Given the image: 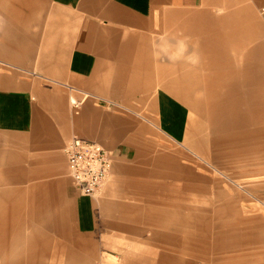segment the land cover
<instances>
[{
	"label": "crops",
	"instance_id": "obj_1",
	"mask_svg": "<svg viewBox=\"0 0 264 264\" xmlns=\"http://www.w3.org/2000/svg\"><path fill=\"white\" fill-rule=\"evenodd\" d=\"M241 26L248 27L244 32L264 31V0H0V193L14 190L23 199L34 191V204L39 210L46 206L43 214L50 210L51 220L62 212L60 220L82 234L92 230L94 202L78 191L64 152L75 136L114 156L115 181L99 193L105 203L122 197L116 192L120 185L137 190L148 184L154 166L184 180L183 166L167 152L153 161L159 146L153 142L150 116L173 142H185L186 106L176 96L192 103L194 87L187 91L182 85L194 82L188 77H195V51L204 52V61L218 60V66L226 57L235 65L264 63V39H246L255 42L245 44L247 53ZM206 89L229 92L218 84ZM237 93L238 106L229 111L238 115L222 123L215 142L226 147L224 154L214 155L219 162L257 155L264 138L260 90ZM210 119L215 124L213 115ZM192 189L210 191L207 185ZM5 199L0 196L1 209L10 204ZM215 202L222 206L185 216L153 205L146 219L163 230L194 229L185 235L190 254L197 255L193 259L208 261L248 247L253 236L239 240L243 218L234 200L223 201L218 194ZM244 218L246 224L245 213ZM16 219L14 212L8 220L0 216V264H34L16 234ZM9 221L10 241L5 233ZM224 264L259 261L232 255Z\"/></svg>",
	"mask_w": 264,
	"mask_h": 264
},
{
	"label": "rangeland",
	"instance_id": "obj_2",
	"mask_svg": "<svg viewBox=\"0 0 264 264\" xmlns=\"http://www.w3.org/2000/svg\"><path fill=\"white\" fill-rule=\"evenodd\" d=\"M256 18L257 24L261 27V16L257 14ZM241 28L240 35L244 37L241 35L240 39L244 46L255 43L246 39L257 41L264 39L263 30L244 32L248 27L241 26ZM245 48L248 53L247 49L250 47L245 46ZM195 55V77L192 79L188 77L194 82L182 85L187 91L189 87L191 89L194 87L190 94L193 104L181 96H176L186 106L187 140L176 144L173 142L172 134L160 131L157 118L150 116L154 125L153 142L158 143L159 146L154 157L152 156L153 161L167 152L181 167L183 166L184 174L181 175L184 180L176 181L175 172H161L154 166L155 170L148 184L143 183L144 186L140 184L137 190L131 189L129 185H120L119 190L116 189L118 195L121 193L122 196L119 199L105 203L100 198V194L96 197H88L94 202L92 208L94 228L84 234L73 223L60 220L59 217L62 218L64 215L61 214L62 212L56 214L59 217L55 220H51L50 210L48 214H43V206L39 210L34 204V191L30 192L31 197L26 195L25 198L23 194V199L19 197L21 193L14 190L3 195L0 193L1 197L9 198L6 202L10 203L7 208H0V216L8 220L11 214L15 213L16 234L22 237L25 249L27 248L25 256L28 257L30 252L33 254L34 264H187L189 261H194L196 264H213L214 261H218L217 264L219 262L224 264L225 259L232 255L264 264V138L257 143L260 146L257 155L250 153L244 158L224 159L223 157L221 162L214 160L216 152L224 154L226 148L218 142L217 148L215 147V142L221 137L222 123L234 120L238 114L229 111L234 107L221 108L219 105L213 110L209 109L214 99L208 94L213 91L210 92L206 87H210V84L212 86L222 84L220 79L227 71L233 78L238 79L241 67L240 64H230V68H224L215 64L218 60H211V66H202L201 64L210 63L204 61V52L195 51ZM234 59L239 62L240 53ZM260 92L264 101V90ZM195 102L197 106L194 105ZM208 111L210 115L214 111L216 127L210 115L206 114ZM219 117H224L225 119H222L224 121H216ZM260 127L263 128L264 125ZM256 128V126L251 127L252 130ZM255 144L251 142L250 146ZM112 181H115L114 177L105 187ZM204 185L209 186V193H198L192 189ZM218 194L223 201L234 200V205L236 204L234 210L237 211L238 217L245 219V213L246 224L243 219L239 221L243 231L239 232L238 237L239 240H243L244 236L253 237L250 238L248 247L240 249L239 252L217 254L208 258V261L193 259L197 255L190 254L191 246L186 242L185 235L187 230L194 231V229L178 227L174 230H163L147 222L146 215L153 205L170 208L179 212L180 216H185L201 207L208 209L222 206L220 202H215ZM211 201L215 204H209ZM110 210L113 216L110 215ZM11 228L13 227L9 221L5 232L8 233V241L12 235ZM247 228L246 234L244 229Z\"/></svg>",
	"mask_w": 264,
	"mask_h": 264
},
{
	"label": "built area",
	"instance_id": "obj_3",
	"mask_svg": "<svg viewBox=\"0 0 264 264\" xmlns=\"http://www.w3.org/2000/svg\"><path fill=\"white\" fill-rule=\"evenodd\" d=\"M68 168L83 197H96L113 176L114 156L105 147L78 136L66 145Z\"/></svg>",
	"mask_w": 264,
	"mask_h": 264
},
{
	"label": "bare ground",
	"instance_id": "obj_4",
	"mask_svg": "<svg viewBox=\"0 0 264 264\" xmlns=\"http://www.w3.org/2000/svg\"><path fill=\"white\" fill-rule=\"evenodd\" d=\"M230 61L226 57L224 59L222 67L230 68ZM241 72L238 79L233 78L230 73H223L222 78L220 79V83L218 86L220 88L229 91L227 93H211L208 94L209 97H213L212 103L209 105V109H214V107H218L221 105V108H236L238 105V99L235 97L236 92L243 91H259L264 90V63L259 62L258 64L251 63H242L240 64ZM208 109V110H209ZM214 120L215 115L214 111L212 112ZM224 117L216 118L217 120L224 121Z\"/></svg>",
	"mask_w": 264,
	"mask_h": 264
}]
</instances>
